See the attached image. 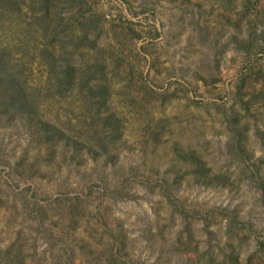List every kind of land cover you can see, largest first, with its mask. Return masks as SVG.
Here are the masks:
<instances>
[{"label":"rangeland","instance_id":"rangeland-1","mask_svg":"<svg viewBox=\"0 0 264 264\" xmlns=\"http://www.w3.org/2000/svg\"><path fill=\"white\" fill-rule=\"evenodd\" d=\"M0 264H264V0H0Z\"/></svg>","mask_w":264,"mask_h":264},{"label":"trees","instance_id":"trees-1","mask_svg":"<svg viewBox=\"0 0 264 264\" xmlns=\"http://www.w3.org/2000/svg\"><path fill=\"white\" fill-rule=\"evenodd\" d=\"M50 1L51 0H41V3H44V5H46L49 4ZM47 53L50 58L45 60L46 63L50 62L49 67L50 69H52L50 73L54 71L57 73L54 80L51 81L50 79V87H46L47 94H50V91L52 90L56 91V94L52 96V99H56L55 95L62 96L66 93H73L74 90H77L82 96L85 95L84 97H86V99L91 103H95L97 100H100V106L106 103L105 89L103 87L99 88V86L95 82V79L93 78L94 76L85 78L83 75L84 73L81 72V70L79 71L75 66L69 64L67 60L62 64L57 63V61H55V54L48 51ZM79 72L81 73L79 74ZM16 76L17 75L11 76L9 81L12 91L17 90L16 95L18 93L17 97H15L16 95L13 97L12 104L15 107H20L22 110H32L34 108H38L39 96L36 93L34 94L29 90H26L25 87L21 85V80H19L18 76ZM101 113L102 112L98 114V117L99 115L101 116ZM108 119H110V117L104 118V120L106 121L105 123L94 124L95 131H99L100 129L103 134H108V132H110L108 130ZM111 131L113 130L111 129Z\"/></svg>","mask_w":264,"mask_h":264}]
</instances>
